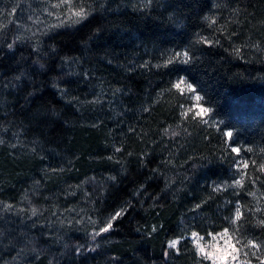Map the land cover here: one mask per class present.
<instances>
[{"label":"trees","instance_id":"trees-1","mask_svg":"<svg viewBox=\"0 0 264 264\" xmlns=\"http://www.w3.org/2000/svg\"><path fill=\"white\" fill-rule=\"evenodd\" d=\"M56 3L0 0V264H212L192 233L225 229L264 245V0H74L79 23Z\"/></svg>","mask_w":264,"mask_h":264},{"label":"snow or ice","instance_id":"snow-or-ice-1","mask_svg":"<svg viewBox=\"0 0 264 264\" xmlns=\"http://www.w3.org/2000/svg\"><path fill=\"white\" fill-rule=\"evenodd\" d=\"M51 7H55V8H67V14L68 17H76L77 19L72 20L73 23H79L81 20L85 19L88 15V12L85 10V8L82 5H77L74 3V0H58V3L51 5ZM12 45H9V48H11ZM190 60V56L188 52H183V53H175L174 56L172 58H170L167 63H174V62H181V63H188ZM182 85H184L185 87H182ZM174 88H176L178 91L181 92V94H183V92L186 90L189 93H194L196 92V89L194 88V86L191 83H186V81L181 78L176 84L173 85ZM194 100L197 102L193 108H189V112H192L194 109H196L194 111V116L193 118H200L204 123H207V120H204L203 118L206 117L209 112L210 109L207 107L202 106L199 102L202 100V97L199 94H196L194 96ZM188 113H185V116H187ZM232 132L228 131L225 133V136L228 138L232 137ZM232 152L234 153H239L240 149L236 148V147H232L231 149ZM250 151V149H249ZM253 164L255 162H252ZM240 165H238L239 167ZM243 168H248L249 167V162L244 161L242 164ZM259 169L261 171H264V164L259 165ZM235 184L237 186L242 184V180H237L235 181ZM219 190V189H217ZM122 213L121 212H117L114 216H112L109 220V222L107 223L106 227H102L100 228V230L96 233V235H100V233L103 232H108L111 228H112V220H115L116 218H118ZM243 213L241 212L240 207H237L235 210V214L234 217L231 218L230 223L232 224H236L241 218H242ZM261 224H264V220L260 221ZM237 230H234L230 233L229 229H225L222 233H219L218 236L220 238L224 239L225 245L227 247L231 248L230 252H226L224 257H220V259L226 260L227 257H230V259L234 262H236V264H251V261H241L240 260V254L244 253L245 256H247L249 253H251V255H256L257 251L259 252H264V247H262L261 245L255 243L252 240H247L246 243H242V239L237 236ZM192 236L194 238H198V239H203L202 237H198L197 233H192ZM217 238V236H214L213 239L215 240ZM233 240L235 241L233 243ZM178 244V241L173 240L169 242V247L170 248H175L176 245ZM237 245H240L239 247H237ZM196 248L197 251L199 252H204V248L200 245L199 242L196 243ZM245 249H247L248 251H245ZM205 258H209L212 259L214 264L216 262V260L218 259V257L215 254H210L207 252H204ZM260 264H264V259H261Z\"/></svg>","mask_w":264,"mask_h":264},{"label":"rangeland","instance_id":"rangeland-1","mask_svg":"<svg viewBox=\"0 0 264 264\" xmlns=\"http://www.w3.org/2000/svg\"><path fill=\"white\" fill-rule=\"evenodd\" d=\"M182 87H185L184 85H182ZM191 105L190 108H193V106L197 103L194 100V96L196 95V93H191ZM201 104V103H200ZM203 106V105H202ZM196 109H194L193 111H195ZM205 120H209L208 115L206 117H204ZM240 168H242V164L240 163ZM239 180L238 178L235 179V181ZM235 181H234V185H235ZM222 233V232H221ZM219 234V233H218ZM218 234L212 235L209 239L201 241L198 238H194L193 236H191L194 244L196 245L197 242L200 243V245L204 248V252L210 253V254H215L218 259L216 260L215 264H236V262L232 261L230 259V257H227L226 260H221L220 257H224L226 252H230L231 248L227 247L225 245L224 239L220 238L218 236ZM217 236V238L214 240L213 237ZM173 241V240H171ZM178 241V240H176ZM235 241L233 240V243ZM260 245V244H259ZM240 245H237V247H239ZM262 247H264V245H261ZM245 251H248L247 249H245ZM204 252H200L203 256ZM209 259V258H208ZM261 259H264V252H259L257 251L256 255H251V253H249L247 256L244 255V253L240 254V260L241 261H251V264H260ZM212 264H214L212 259H209Z\"/></svg>","mask_w":264,"mask_h":264}]
</instances>
